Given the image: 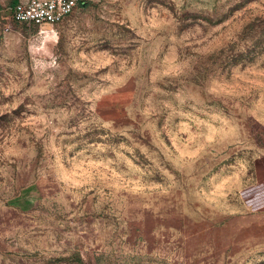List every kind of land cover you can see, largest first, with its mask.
Listing matches in <instances>:
<instances>
[{"label":"rangeland","instance_id":"obj_1","mask_svg":"<svg viewBox=\"0 0 264 264\" xmlns=\"http://www.w3.org/2000/svg\"><path fill=\"white\" fill-rule=\"evenodd\" d=\"M0 0V264H264V0Z\"/></svg>","mask_w":264,"mask_h":264},{"label":"built area","instance_id":"obj_2","mask_svg":"<svg viewBox=\"0 0 264 264\" xmlns=\"http://www.w3.org/2000/svg\"><path fill=\"white\" fill-rule=\"evenodd\" d=\"M80 0H19L8 10L9 19L21 25L52 28L72 15Z\"/></svg>","mask_w":264,"mask_h":264},{"label":"trees","instance_id":"obj_3","mask_svg":"<svg viewBox=\"0 0 264 264\" xmlns=\"http://www.w3.org/2000/svg\"><path fill=\"white\" fill-rule=\"evenodd\" d=\"M19 0H14V2H13V4L11 5V6H14L15 4H17V2H18ZM80 6H82V7H86V6H88V3L87 2H85V1H81L80 0Z\"/></svg>","mask_w":264,"mask_h":264}]
</instances>
